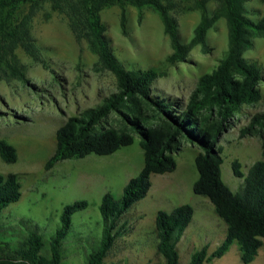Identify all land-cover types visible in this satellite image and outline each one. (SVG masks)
Returning <instances> with one entry per match:
<instances>
[{
    "label": "rangeland",
    "instance_id": "1",
    "mask_svg": "<svg viewBox=\"0 0 264 264\" xmlns=\"http://www.w3.org/2000/svg\"><path fill=\"white\" fill-rule=\"evenodd\" d=\"M161 2L177 20L181 41L189 44L201 20L195 0ZM207 8L213 15L215 1H210ZM246 9L254 19L264 16L263 0H250ZM101 19L117 59L129 70H155L158 76L152 84L153 95L180 105H186L199 78L211 73L228 51L224 18L208 31L204 46H195L185 62L175 65L167 61L173 52L172 43L160 16L153 10H144L139 21L138 10L128 7L127 34L122 32L118 6L103 10ZM31 35L34 54L21 48L15 51L24 80L12 76L0 79V139L14 146L18 153L13 164L0 157V174H16L22 184L20 201L2 212L9 230L2 239H20L26 224L37 229L47 243L59 228L63 208L86 201L88 207L72 218L63 259V264H86L87 255L100 244L103 224L99 206L104 195L110 193L120 199L124 187L144 167L141 138L136 135L132 146L111 156L74 158L46 170V163L56 150L57 130L69 117L97 108L112 97L117 92V80L102 66L88 39L77 37L68 17L53 11L49 4H44L33 17ZM244 56L261 70L263 99L258 104L243 106L217 144L223 158V180L235 194L240 192L243 179L234 175L233 164L239 163L246 176L263 159L264 124L255 125L245 135L242 132L264 112V37L256 38ZM121 124L115 115L106 122L107 126ZM198 151L184 141L175 154L176 170L152 176L148 195L125 214L121 224L127 231L117 239L105 264H163L164 259L157 252V213L171 212L184 204L193 207L194 217L177 245L180 264H188L192 254L203 247L211 255L222 245L227 225L217 216L212 203L193 191L198 178ZM240 256V247L234 243L225 256L204 264H243ZM251 264H264V240Z\"/></svg>",
    "mask_w": 264,
    "mask_h": 264
},
{
    "label": "trees",
    "instance_id": "2",
    "mask_svg": "<svg viewBox=\"0 0 264 264\" xmlns=\"http://www.w3.org/2000/svg\"><path fill=\"white\" fill-rule=\"evenodd\" d=\"M212 0H195L201 20L189 44L181 41L178 22L161 0H0V79L24 80L18 67L15 51L19 48L34 54L31 26L33 17L44 5L68 17L77 37L85 36L102 66L117 80V92L97 108L69 117L56 132V150L46 163L51 170L58 163L90 155L111 156L130 147L138 135L144 152V167L124 187L122 197L104 195L99 206L103 230L100 244L87 255L86 264H105V260L127 229L121 224L134 204L143 200L152 187L153 175H165L176 170L175 154L185 141L198 148L195 168L198 178L193 191L207 198L217 216L227 225V236L211 255L208 248L195 251L188 264L212 263L226 255L234 243L240 247L243 264H251L264 240V142L263 159L256 162L244 176L239 163L233 164L234 175L243 179L235 194L223 180V158L217 144L222 134L243 106L258 104L263 99L260 82L262 73L245 53L256 38L264 37V16L252 18L246 5L250 0H214L216 9L211 15L207 4ZM264 3V0H263ZM121 9V28L127 34V8L138 10L142 21L144 10L156 12L172 43V54L167 61L175 65L187 60L195 46L205 45L208 31L224 18L228 28V51L217 67L201 76L186 105L160 99L152 93L157 78L155 70L127 69L115 56L106 36L101 12L109 7ZM9 76V77H8ZM111 115L118 116L120 127L107 126ZM264 124V112L258 115L247 131ZM99 127V128H98ZM0 157L7 164L16 163L14 146L0 139ZM22 197V184L16 174H0V264H63L64 248L73 216L88 207V202L77 201L66 205L60 216L59 228L46 243L37 229L24 224L23 237L4 241L8 235L2 212ZM194 209L180 205L171 212L159 211L155 220L157 252L163 264H180L177 245L191 224ZM13 233V231H12Z\"/></svg>",
    "mask_w": 264,
    "mask_h": 264
}]
</instances>
